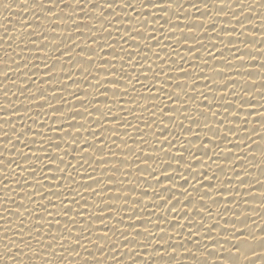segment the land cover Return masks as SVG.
<instances>
[{"label": "snow or ice", "instance_id": "6c2138e0", "mask_svg": "<svg viewBox=\"0 0 264 264\" xmlns=\"http://www.w3.org/2000/svg\"><path fill=\"white\" fill-rule=\"evenodd\" d=\"M3 7L0 264H264V0Z\"/></svg>", "mask_w": 264, "mask_h": 264}, {"label": "bare ground", "instance_id": "6f19581e", "mask_svg": "<svg viewBox=\"0 0 264 264\" xmlns=\"http://www.w3.org/2000/svg\"><path fill=\"white\" fill-rule=\"evenodd\" d=\"M4 2H5V0H0V32H2L3 26L7 24L6 17L12 16V15H16V13H12L11 14V13H8V10H5L4 9V7H3V3ZM46 2H47V0H46ZM238 2H239V0H237V3ZM16 11H19V9L18 8H13V12H16ZM258 11H261V10L258 9ZM12 19L13 20L18 19V17L12 16ZM254 30H257L258 31V29H254ZM262 34H264V30H262V32H256V33H254V35L257 37V39H259ZM257 43L259 44V42H257ZM257 59H259V57H257ZM255 70L256 71H260L261 72V75H264V70H260V69H255ZM254 75H258V74L254 73ZM12 78H15V77H12ZM249 87H251V86H249ZM8 90L15 91V88L13 86H9V89ZM13 99H16V97H13ZM255 99L258 101L257 107L259 106V103H264V100H260V98L258 96L255 97ZM249 119L252 120V119H254V117L253 118H249ZM257 139H258V137H257ZM229 147H230V145H229ZM252 147H254V150H258L256 148V146L253 145ZM235 151H237V150L236 149H233V152H235ZM256 155H257V158L260 157V153L259 152H257ZM218 163L221 164V165H223L227 169L228 165L225 164L223 158H221L218 161ZM248 168L251 171V176L249 177L250 180H256V179L264 180V176L261 175V173H260L259 170L252 168L251 165H248ZM230 175H231V173H230ZM224 179H225V177L223 175H220V180H224ZM237 183H238V181H237ZM256 190L258 191V186H257V189ZM214 195H215V193H214ZM147 199L148 198H145V200H147ZM238 199H239V197H238ZM256 199H259V198L257 197ZM252 206L254 207L255 204H253ZM212 207H213V209H215L216 208V205H212ZM229 207H231V205ZM242 207H243V205H242ZM157 211H159V210H157ZM225 215L227 216L228 214H225ZM257 219H258V223L259 224L264 225V220H260L259 218H257ZM221 223H222V221H221ZM253 247H258V245H253ZM221 258H223V257H221ZM185 264H190V261L185 262Z\"/></svg>", "mask_w": 264, "mask_h": 264}]
</instances>
